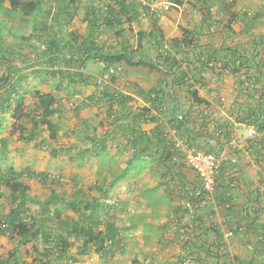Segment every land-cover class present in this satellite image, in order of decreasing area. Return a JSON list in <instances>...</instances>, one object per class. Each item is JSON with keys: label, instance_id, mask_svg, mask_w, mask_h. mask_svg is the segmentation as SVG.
I'll use <instances>...</instances> for the list:
<instances>
[{"label": "trees", "instance_id": "trees-1", "mask_svg": "<svg viewBox=\"0 0 264 264\" xmlns=\"http://www.w3.org/2000/svg\"><path fill=\"white\" fill-rule=\"evenodd\" d=\"M153 1L0 0V63H10V58L15 52L24 57L21 48L5 37V33H12L16 39L15 30L9 25L7 19L18 12L27 17L34 16L39 19L35 29L43 32V35L36 36L39 45V53L36 57L39 64L45 66L42 68L44 70L39 72L45 74L48 73L49 68L58 66L52 73L55 78L62 77L56 84V89L59 91L78 83L87 84L89 78L83 72L75 71V67L76 64L91 60L103 62L106 69L124 64L142 65L163 73L165 79L149 92L134 86L136 94L150 104V106L140 107L139 110H133L129 105L134 100L132 95L121 91H111L108 87L90 95L89 100L97 105L106 103L109 107H113L117 104L121 108L119 114L114 115L116 126L121 132L125 129L129 131L127 134L130 136V144H128L133 148V155L127 159L126 167H122L120 160L117 161L115 156L107 153L108 139L111 135L97 136L88 129L85 130L86 137L96 146L95 155L101 157L105 170L112 174L107 187L101 184L89 187L90 190H96L100 194L113 189L128 176L130 171L136 170L140 165L145 166L140 163L143 157H151L156 164V154L151 152L154 147L161 149L158 166L165 168V165H168L162 177L172 175L173 170L176 172L177 166L186 167L176 160L178 153L175 152L173 145H168L165 141L164 132L159 127L150 134L130 121L126 124L122 121L125 117H130L137 123L154 121L152 111L168 109L165 107L164 100L171 93L166 90L175 85L186 88L193 102L208 105L209 100L200 96L199 88L196 86L206 84L205 73L210 70L218 75L232 73L238 78L237 82L241 89L246 90L252 98L259 95L258 103L247 109L249 110L247 114L240 115L238 120L254 125L261 131L264 130V58L259 60L255 56L251 58L238 44L221 45L219 48L211 44L200 45L199 39L204 33L212 31L214 26L217 29L220 26V23L212 21L210 10L203 12L196 29H185L182 37H175L170 41L166 40L163 30L156 26L149 31L137 32L139 41L135 48L128 39L120 49L114 46L108 47L105 44L101 35L106 31L113 29L117 35L126 38L142 17L150 13L155 15L156 12L151 6ZM171 1L176 5L184 3V0ZM46 3L50 6L47 10ZM79 15L83 21L87 22V34L84 36H79L75 30L69 31L67 28L68 24ZM259 16L257 13L250 15L248 12H232L226 27L231 33H236L232 23L243 24L244 28H254L259 24ZM156 20L158 21V16H155V24ZM22 39L29 40L24 35ZM144 41L149 44L148 48L143 45ZM259 43L264 44L263 35ZM152 49L156 51L155 58L150 56ZM243 69L246 71L243 72ZM24 79L25 74H22L21 68L11 63L7 66L5 73L0 75V130L6 126V120L11 118L14 130L18 131L20 138L26 142L36 140L43 127L49 130L51 139H56L61 127L55 120V116L58 117L57 120H60L64 111L58 103L57 96L51 92H43L35 86L26 87ZM34 101L35 115L31 117L33 123L29 130L25 122ZM82 106L84 105L77 106L76 111H80ZM176 117L180 124L185 123V114L179 113ZM190 133L193 135L192 130ZM7 149V138L0 137V152L5 153ZM87 151L79 154V157L83 159ZM26 171V173L20 172L12 166L5 170L0 165V186L8 189L7 199L11 202L9 212L0 214V236H5L9 241L16 243L17 248L32 243V249L36 255L30 264H56V262L69 264L77 261V258L70 253L73 246L71 237L81 241L78 250L80 255H89L94 251L105 257L113 253V250L123 242L124 237L118 224L102 216L105 207L109 212L111 206L106 203L109 194L107 197L90 196L86 190L79 188L74 195L65 198L56 190L53 183L48 182V174L40 172L39 177L43 180V184L48 185L50 194L42 200H37L31 195L30 186L21 179L25 174L33 175L30 169ZM165 185L166 183H162V186L165 187ZM160 186H157L156 191L160 190ZM178 187L183 190L187 202L190 200L195 205L205 194L202 197H195L193 193L197 186L182 181ZM176 189L177 187L166 186L164 194L172 196V192L174 193ZM181 189L177 191L182 192ZM169 201L170 198H168ZM30 203L39 204V210L36 213L32 211ZM65 211H72L75 216L64 219L62 215ZM195 213H193L194 217L197 218ZM197 221L198 223L193 224L194 226L190 225L193 233L185 242V254L181 256V264L187 261L190 264H219L220 254L207 248L209 236H204L212 231L219 238L217 228L205 227L203 220L199 218L195 219V222ZM39 244L43 245L42 250ZM17 252H11L8 257L0 255V264H11L12 259H16V264H28L19 260ZM194 256L197 257L193 259Z\"/></svg>", "mask_w": 264, "mask_h": 264}, {"label": "rangeland", "instance_id": "rangeland-1", "mask_svg": "<svg viewBox=\"0 0 264 264\" xmlns=\"http://www.w3.org/2000/svg\"><path fill=\"white\" fill-rule=\"evenodd\" d=\"M166 4L168 8H165ZM151 6L157 10L155 15L150 13L142 17L141 21L134 26L133 31L126 35V38L117 35L111 29L103 33L101 39L105 40L108 47L114 46L116 49H120L128 39L135 48L138 46L137 32L139 30L149 31L158 26L163 30L166 40L170 41L175 37H182L185 29H196L203 12L210 10L212 21L220 23V26L218 29L214 26L212 31L204 33L199 39L200 45L211 44L219 48L221 45L238 44L247 51L251 58L254 56L257 60L264 58V44L259 43L260 37L264 36V0H184L181 5H176L171 0H154ZM49 7L46 3V10ZM232 12H248L250 15L257 13L260 15L259 24L254 28H244L243 24L232 23L236 33H231L226 26ZM155 16H158L156 24ZM37 19L19 12L7 19L9 25L15 30L16 39L12 33H5V37L8 41L17 44L24 54V57H21L17 52L13 53L10 63L21 68L22 74H25L24 85L26 87L35 86L43 92H51L57 96L58 103L64 110L60 120H57L58 117L55 116L61 129L58 137L51 139L49 130L43 127L36 140L26 142L20 138L19 132L15 131L11 124V118H8L5 122L6 126L0 130V137L7 138L8 144L7 151L0 152L1 167L6 170L12 166L25 173L27 169H30L33 175L25 174L21 179L30 186V193L37 200H42L50 194L48 185L43 184V180L39 177L40 172L48 174L50 178L48 182L53 183L56 190L65 198L74 195L79 188L86 190L90 196L107 197L109 194L106 203L112 207L110 206L109 212L105 207L102 216L118 224L124 237L123 242L113 250V253L105 257L94 251L89 255H80L78 250L81 241L71 237L73 246L70 253L77 258V261L69 264H181V256L185 254V242L193 233L189 229L192 228L190 223L195 215L188 211L187 198L183 190L178 187V183L166 182L165 187H177L176 191L172 192V196L162 194V190L156 191V183L159 182V178L162 179L160 177L162 171L158 173L154 160L147 159L145 166L140 165L138 169L130 171L126 178L107 193L100 194L96 190L89 189L96 184L107 187L112 179V174L105 170L101 157L95 155L96 146L86 137L85 130L88 129L98 136L108 129L107 119H105L108 106L106 104L97 105L90 101L88 96L102 90L105 87V81L111 82L113 75L105 70L100 61L81 62L76 64L75 71L86 74L89 82L87 84L78 83L63 91L57 90L56 84L62 77L55 78L52 71L57 70L58 66L49 68L48 73L45 74L39 72L44 70L42 68L45 66L39 64L36 57L39 53L37 37L40 34L43 35L42 30L40 32L35 29L38 24ZM67 28L69 31L75 30L79 36L87 34V22L83 21L80 15L68 24ZM22 35L28 37L29 40L22 39ZM143 45L145 48L149 47L146 41ZM150 56L155 58L156 51L152 49ZM10 63H0V75L5 73ZM120 70L117 71V75L114 74V77H118ZM245 71L246 69H243V72ZM206 78L204 91L212 84L228 87L232 85L231 83H237L235 80L232 81L233 75L228 72L219 76L212 71ZM82 104L84 105L82 110L77 112V106ZM34 112L35 101L25 122L28 129H31L33 123L31 117L35 115ZM121 140L122 137L119 134L110 141L108 140L107 153L115 156L117 161L120 160L122 167H126L127 159L133 153L120 154V146L117 144ZM84 151L87 152L82 159L79 154ZM163 178L167 180V176ZM165 187L162 188L164 193ZM178 189L182 192H178ZM8 192L6 187L0 186L1 215L7 214L11 207V202L7 199ZM168 198H170L169 202ZM29 205L33 212L36 213L39 210L38 203ZM62 216L66 219L75 216V213L65 211ZM39 247L40 250L44 248L42 244H39ZM14 251H18L17 256L20 261L28 264L33 262L36 255L32 249V243L17 248L16 243L9 241L5 236H0V255L8 257ZM196 257L194 256L193 259ZM15 260L12 259L11 264H16ZM56 264L61 263L56 262ZM185 264L190 263L187 261Z\"/></svg>", "mask_w": 264, "mask_h": 264}, {"label": "crops", "instance_id": "crops-1", "mask_svg": "<svg viewBox=\"0 0 264 264\" xmlns=\"http://www.w3.org/2000/svg\"><path fill=\"white\" fill-rule=\"evenodd\" d=\"M210 72L212 71L205 73L206 82ZM114 74L117 75L110 73L113 75L112 81H105L104 88L132 95L134 100L129 105L133 110L150 106L136 94L134 86L149 92L165 79L162 72L142 65L124 64L118 77H114ZM234 80L237 82L238 78L233 75L232 81ZM231 84L228 87L212 84L205 91L203 88L206 84L197 85L200 96L209 100L208 105L193 102L186 88L175 85L166 90L171 93L164 100L168 109L152 111L154 121L137 123L130 117H125L122 122L126 124L130 121L150 134L159 127L164 132L165 141L168 145H173L175 150L176 144L181 142L183 152L197 149L215 152L220 159L218 188L213 193L203 195L195 207L197 218L194 217L190 225L198 223L195 219L199 218L203 220L205 227L217 228L219 238L212 231L204 236H209L207 248L220 254L219 264H264V132L258 129V134L250 137L248 129L240 125L244 121L238 120L260 99L259 95L252 98L246 90L241 89L238 82ZM106 105L108 129L104 134L111 135L109 141L118 134L121 135L122 140L117 144L120 146V154L133 153V148L129 145V131L125 129L121 132L116 126L114 115L119 114L121 108L117 104L113 107ZM179 113L186 115L184 124H180L176 117ZM160 150L154 147L151 152L156 154V170L163 174L168 165L165 168L158 166ZM147 159L152 160L149 156L143 157L140 163L146 164ZM172 173L176 176L167 175L165 181L161 174L162 179L159 178L156 183V188L161 185L162 194V183L167 181L169 184H179L182 181L199 185L196 174L187 167L177 166L176 172L173 170Z\"/></svg>", "mask_w": 264, "mask_h": 264}, {"label": "built area", "instance_id": "built-area-1", "mask_svg": "<svg viewBox=\"0 0 264 264\" xmlns=\"http://www.w3.org/2000/svg\"><path fill=\"white\" fill-rule=\"evenodd\" d=\"M168 7V4H166L165 8ZM152 8L157 11L154 6ZM103 66L105 68V64ZM105 70L109 71V73L115 72L114 68H105ZM240 125L242 128L248 129L250 137L256 136L259 132L256 126H249L246 122H242ZM175 152L178 153L176 160L193 171L199 179V185L193 193L195 197H202L204 193H213L218 188L220 159L215 152L200 149L183 152L181 150V142L176 144ZM186 206L191 214L194 213L196 207L194 202L189 200L186 202Z\"/></svg>", "mask_w": 264, "mask_h": 264}, {"label": "clouds", "instance_id": "clouds-1", "mask_svg": "<svg viewBox=\"0 0 264 264\" xmlns=\"http://www.w3.org/2000/svg\"><path fill=\"white\" fill-rule=\"evenodd\" d=\"M153 9V8H152ZM155 11V10H154ZM156 12V11H155ZM102 64H104L103 62H101ZM122 68V65H119V66H117V67H114V69H115V72L114 73H117V71L119 70V69H121Z\"/></svg>", "mask_w": 264, "mask_h": 264}]
</instances>
